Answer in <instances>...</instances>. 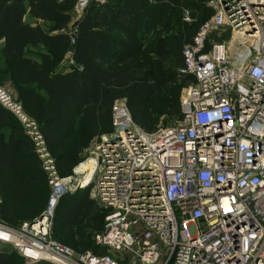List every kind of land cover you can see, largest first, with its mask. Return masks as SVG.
<instances>
[{"label": "built area", "instance_id": "1", "mask_svg": "<svg viewBox=\"0 0 264 264\" xmlns=\"http://www.w3.org/2000/svg\"><path fill=\"white\" fill-rule=\"evenodd\" d=\"M207 5L213 15L183 49L182 72L195 81L184 89L181 119L148 132L126 98L113 105V132L100 138L93 176L112 210L94 236L106 254L77 253L52 238L70 177L60 178L38 123L0 87L1 104L34 139L51 188L34 220L0 221V244L25 264H264V0Z\"/></svg>", "mask_w": 264, "mask_h": 264}, {"label": "trees", "instance_id": "2", "mask_svg": "<svg viewBox=\"0 0 264 264\" xmlns=\"http://www.w3.org/2000/svg\"><path fill=\"white\" fill-rule=\"evenodd\" d=\"M207 2L114 0L102 7L88 5L73 23V42L67 27L78 0H0L3 56L17 69H25L26 82L47 95V100L30 111L29 116L48 137L52 128L67 130L76 122L93 136L101 137L113 132L112 109L116 100L138 97L149 101L167 94L177 85L179 90L187 87L195 77L182 72L183 49L213 15ZM27 17L50 23L58 32L47 31L41 23L27 21ZM228 37L227 34L225 38ZM30 46L46 48L40 61L27 55ZM67 50L74 51L76 61L84 66L83 71L76 66L67 73L56 72L55 67ZM131 105L137 106L135 102ZM175 112H181V119L179 99H176ZM15 120L19 123L0 102V172L5 178L9 173H16L15 157L31 148L23 136L4 139V129L14 125ZM45 181L50 197L46 174ZM88 191L87 188L79 198L69 193L61 198L57 207L63 198L68 202L64 207L65 222H76L85 211ZM41 204L38 199V210ZM105 224L97 225L95 234ZM85 251L108 252L107 248L97 246L94 238L92 248ZM14 252H0V264H20L19 254L15 249Z\"/></svg>", "mask_w": 264, "mask_h": 264}, {"label": "rangeland", "instance_id": "3", "mask_svg": "<svg viewBox=\"0 0 264 264\" xmlns=\"http://www.w3.org/2000/svg\"><path fill=\"white\" fill-rule=\"evenodd\" d=\"M71 13L72 22L68 25L67 30L73 34V23L82 15L77 10V6ZM26 20L32 23H41L47 31L58 32L57 28L50 23L30 17H27ZM237 45L238 43L231 45L232 54L236 52ZM3 48L4 42L0 41V87L10 94L15 102L23 106V110L28 116H31L30 111L39 108L47 100V95L36 86L26 82V70L17 69L12 61L5 58ZM44 51L46 48L43 46H30L27 55L40 61V55ZM79 65L74 57V51L67 50L63 58L58 61L55 70L67 73ZM184 89L185 87L179 90L177 85L167 94L154 97L149 101H142L138 97H129L127 101L134 121L148 132L176 124L181 115V112H175L176 99L181 102ZM131 102H135L137 106H132ZM15 117L19 123L15 120L14 125L4 129V139L9 140L23 136L31 148L25 149L15 157L18 162L15 174L9 173L5 178L0 172V221L5 224L21 226L40 216L47 209L50 197L45 181L46 172L42 159L36 152L34 139L16 115ZM43 137L45 148L55 162L60 178L70 177L64 185L67 193L71 197L79 198L87 188L89 189L88 194H85L86 209L76 222H65L64 207L68 205V202L65 198L62 199L60 206L55 210L56 217L52 231L54 240L81 253L92 248L96 226L104 225L112 212L98 197L95 178L83 187L80 181L84 174L78 170L82 163L97 158L95 152L101 137L93 136L79 122L67 130L52 128L50 136L43 135ZM38 199L42 202V207L39 210L36 208ZM0 252L15 253L14 247L4 244H0ZM110 255L115 257L116 253L110 251ZM17 257L20 264L26 263L23 257L19 255Z\"/></svg>", "mask_w": 264, "mask_h": 264}, {"label": "bare ground", "instance_id": "4", "mask_svg": "<svg viewBox=\"0 0 264 264\" xmlns=\"http://www.w3.org/2000/svg\"><path fill=\"white\" fill-rule=\"evenodd\" d=\"M95 164L96 159H89V161L79 166V172L84 174V177L80 181L83 187L87 186L92 181L95 172Z\"/></svg>", "mask_w": 264, "mask_h": 264}, {"label": "water", "instance_id": "5", "mask_svg": "<svg viewBox=\"0 0 264 264\" xmlns=\"http://www.w3.org/2000/svg\"><path fill=\"white\" fill-rule=\"evenodd\" d=\"M89 4V0H78V3H77V10L79 11V13L81 15H83L84 13V9L85 7ZM72 39H73V42H75V36L74 34H72Z\"/></svg>", "mask_w": 264, "mask_h": 264}, {"label": "crops", "instance_id": "6", "mask_svg": "<svg viewBox=\"0 0 264 264\" xmlns=\"http://www.w3.org/2000/svg\"><path fill=\"white\" fill-rule=\"evenodd\" d=\"M3 42V41H2Z\"/></svg>", "mask_w": 264, "mask_h": 264}]
</instances>
